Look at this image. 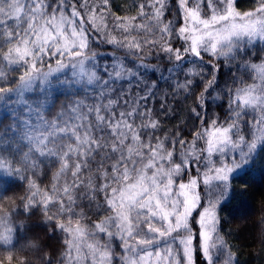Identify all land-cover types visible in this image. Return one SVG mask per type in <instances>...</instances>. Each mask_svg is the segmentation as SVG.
Segmentation results:
<instances>
[{
  "label": "snow or ice",
  "instance_id": "1",
  "mask_svg": "<svg viewBox=\"0 0 264 264\" xmlns=\"http://www.w3.org/2000/svg\"><path fill=\"white\" fill-rule=\"evenodd\" d=\"M150 49L189 70L186 125L138 86ZM234 219L264 251V0H0V264L36 233L40 264H241Z\"/></svg>",
  "mask_w": 264,
  "mask_h": 264
},
{
  "label": "clouds",
  "instance_id": "2",
  "mask_svg": "<svg viewBox=\"0 0 264 264\" xmlns=\"http://www.w3.org/2000/svg\"><path fill=\"white\" fill-rule=\"evenodd\" d=\"M156 52L157 50L155 49L148 50L142 60L137 62L143 64L142 68H137L133 66L134 71L138 75L139 79L138 86L140 89H143L145 86H152L156 89L157 94L163 93L172 97L173 107L175 108V111L170 114L169 118H175L176 124H180L182 126L186 125L189 123L191 102H185L184 96L187 93L178 90L176 85V79L179 78L183 80L184 76L188 74L189 70L187 68H184L182 70L179 68H175L174 62L170 58L165 57L164 59H160ZM112 55H116L119 57L122 54L114 52L97 51V70L99 72L102 73V65L104 63H109L107 60H105V58L110 57ZM130 62V58L126 60V63ZM185 63L188 62L186 61ZM170 69L172 70L171 75ZM233 70H235L234 66ZM198 71H203L205 74L207 72L206 69H198ZM153 73L156 74L155 79H153ZM137 83L138 81L136 79H132L124 86L133 87L137 86ZM221 86L223 87V82H221ZM75 92H82V89H75ZM72 95L73 93L66 92L62 86H57L53 89L52 100L54 103H59L60 101L66 102ZM35 236L38 238L41 244V251L37 253V259L33 261V264H40L39 257L47 256V258H51V250L43 248V245L46 243V239L43 234L36 233ZM256 243L258 245V250L264 252L261 250L260 243L258 241Z\"/></svg>",
  "mask_w": 264,
  "mask_h": 264
},
{
  "label": "trees",
  "instance_id": "3",
  "mask_svg": "<svg viewBox=\"0 0 264 264\" xmlns=\"http://www.w3.org/2000/svg\"><path fill=\"white\" fill-rule=\"evenodd\" d=\"M117 5L123 3V0H115ZM117 10H119L117 8ZM105 60L110 62L111 58L106 57ZM225 70L221 68L220 78L223 80L225 78ZM156 78V74L153 73V79ZM151 104V101L149 102ZM166 124L173 126L176 124L175 118H166ZM241 205L237 201L229 209L230 215H235V211L240 210ZM257 213H259V203L256 206ZM223 215V214H222ZM257 221L259 219V214L255 218ZM231 229L232 239L231 243L235 246H238L240 249V261L241 264H264V252L258 250V245L255 240L256 227L251 222H244L238 219L232 220L231 223H226L224 230L228 232ZM47 243V241H46Z\"/></svg>",
  "mask_w": 264,
  "mask_h": 264
},
{
  "label": "rangeland",
  "instance_id": "4",
  "mask_svg": "<svg viewBox=\"0 0 264 264\" xmlns=\"http://www.w3.org/2000/svg\"><path fill=\"white\" fill-rule=\"evenodd\" d=\"M239 212V210L235 211V215Z\"/></svg>",
  "mask_w": 264,
  "mask_h": 264
}]
</instances>
